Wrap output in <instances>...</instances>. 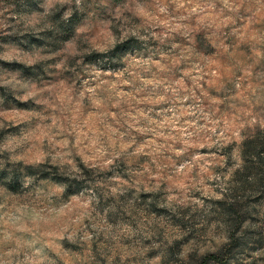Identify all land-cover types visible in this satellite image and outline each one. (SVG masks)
Masks as SVG:
<instances>
[{"label": "clouds", "instance_id": "1", "mask_svg": "<svg viewBox=\"0 0 264 264\" xmlns=\"http://www.w3.org/2000/svg\"><path fill=\"white\" fill-rule=\"evenodd\" d=\"M0 17V65L19 66L0 70V89L19 105L55 104L70 114L63 133L75 137L39 156L0 146V198L12 206L0 214V264H195L204 247L186 249L174 225L194 229L220 204L251 213L236 234L242 243L264 227V186L245 173L239 129L231 156L240 175L205 188L202 179L185 183L191 165L171 164L172 155L228 143L221 105L258 108L249 123L264 134V0H0ZM63 85L74 92L61 95ZM82 108L99 113L100 127L77 135ZM133 133L153 138L132 149ZM41 204L42 215L27 216ZM26 218L32 226L21 229ZM250 249L231 264H259L264 252Z\"/></svg>", "mask_w": 264, "mask_h": 264}, {"label": "rangeland", "instance_id": "2", "mask_svg": "<svg viewBox=\"0 0 264 264\" xmlns=\"http://www.w3.org/2000/svg\"><path fill=\"white\" fill-rule=\"evenodd\" d=\"M3 23H7V21L0 17V26ZM221 63L223 62L221 61ZM18 67L17 65H0V70L6 72ZM181 68H183V64ZM44 79L46 80V77ZM57 83L53 81L51 86L55 87ZM186 83L191 87V82L186 81ZM202 86L209 92V95H215L214 90L209 88L207 78L202 82ZM76 87H80L79 82H76ZM62 88L61 95H66L69 90L74 92L70 85H63ZM123 90L130 91L131 89L129 86L124 85ZM196 95L200 96L201 93L197 91ZM72 99L74 101L75 96ZM191 103V100L185 101L183 106L189 107ZM179 106L178 103L177 107ZM171 107L172 102L170 101L166 105L154 106V111L158 112L161 108L169 109ZM111 111L115 112L116 110L112 108ZM81 112L82 116L77 118V122L80 124V131L77 132V135L81 134V132H88L89 127L92 125L100 127L99 113L90 112L86 108H82ZM259 112L260 110L256 107L245 108L243 105H237L236 109H230L221 105L218 116L222 115L231 128L227 133L228 143L224 145L205 144L204 147L189 149L188 153L179 159L172 155L171 164L175 165L176 168L183 171L184 164L191 165L190 169L186 170L187 179L185 183L190 180L202 179L205 188L208 186L214 187L225 176L230 174L240 175L239 169L233 168L231 156L232 149L237 147V139L233 136V132L236 129H239L238 152L239 158L245 166V173L255 172L257 174L261 162L264 161L263 153L259 152V148L264 143V134L257 131L256 126L250 124L249 120L254 116L259 118ZM133 114L135 115V113ZM167 114L168 116L172 115L171 111ZM69 115L62 113L55 104L44 108L34 105H19L10 95L5 94L0 89V146H4L6 151H15L19 154L30 151L36 156L46 153L50 147L60 150L64 139L75 142V137L62 131ZM187 119L188 117H181L179 124H182ZM107 123L115 133L123 134L125 132V127L113 122L111 118L108 119ZM222 126L226 125H223L222 122ZM100 130L104 131L103 128ZM133 135H135V143L132 145V149L145 145L147 141L153 138L151 134L136 135L133 133ZM115 138L113 136V139ZM205 139L202 134L200 142L203 143ZM126 141L127 137H125ZM157 142L159 143L160 141L157 140ZM174 146L178 147L179 145ZM132 149H129V151H132ZM168 155L171 154L169 153ZM196 161H199V163H196ZM146 162H148L146 158H141V164ZM210 175H215L217 177L216 181H210L208 179ZM240 178L243 179V176ZM261 186H264V184L261 183ZM5 191L10 195H16L6 185ZM0 205L4 206L0 210V214L9 212L12 208L11 204L3 198H0ZM43 209V204L39 207L30 205L27 210V216L37 219L43 214ZM57 211L63 213L67 210L59 208ZM252 211L259 213V209L256 208H253ZM75 219V216H73L72 220L74 221ZM246 219H251L250 212H242L233 205L220 204L214 214L201 219L194 229H187L182 224L174 225V227L181 229L186 249H192L196 246L204 247L205 251L199 256L195 264H231V261L239 254L242 247H249L250 245L251 251L264 252V227L245 231L243 243L236 238V234L241 231ZM84 222L88 223L87 220ZM255 222V220H252V223ZM31 226L32 220L26 218L24 224L21 225V229L30 228ZM55 243L61 242L56 240ZM62 247L68 252L69 256L79 255L83 257V253L75 247L69 248L66 244H62ZM213 254L216 256H213ZM71 264H77V262L72 261ZM252 264H258L257 259H253ZM259 264H264V256L259 258Z\"/></svg>", "mask_w": 264, "mask_h": 264}, {"label": "trees", "instance_id": "3", "mask_svg": "<svg viewBox=\"0 0 264 264\" xmlns=\"http://www.w3.org/2000/svg\"><path fill=\"white\" fill-rule=\"evenodd\" d=\"M259 152H260V153H263V155H264V143H262L261 148H259ZM263 158H264V157H263ZM257 175L260 176L261 183L264 184V161L261 162L260 167L258 168ZM213 256H216V255L213 254Z\"/></svg>", "mask_w": 264, "mask_h": 264}]
</instances>
